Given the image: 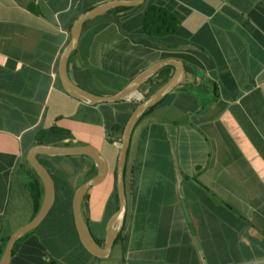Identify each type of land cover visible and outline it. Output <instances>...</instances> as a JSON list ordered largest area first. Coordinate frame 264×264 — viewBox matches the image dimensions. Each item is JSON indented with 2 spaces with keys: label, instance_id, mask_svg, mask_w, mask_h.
Listing matches in <instances>:
<instances>
[{
  "label": "crops",
  "instance_id": "crops-1",
  "mask_svg": "<svg viewBox=\"0 0 264 264\" xmlns=\"http://www.w3.org/2000/svg\"><path fill=\"white\" fill-rule=\"evenodd\" d=\"M107 1L0 0V259L3 237L42 204L23 172L37 132L61 127L70 133L51 145L103 140V149L113 125L129 115L121 102L139 103L88 105L60 83L59 60L74 21ZM152 4L177 16L176 48L142 32ZM105 14L84 24L78 49L84 41L86 57L69 58L75 83L74 67L129 82L168 58L184 61L186 80L134 129L124 239L111 256L94 258L82 246L56 197L50 219L16 243L10 264H53L52 258L60 264H264V0H146L92 35ZM156 80L141 86L145 96ZM114 137L119 151L121 139ZM62 168L74 171L70 162ZM87 213L98 223L105 215Z\"/></svg>",
  "mask_w": 264,
  "mask_h": 264
},
{
  "label": "water",
  "instance_id": "water-1",
  "mask_svg": "<svg viewBox=\"0 0 264 264\" xmlns=\"http://www.w3.org/2000/svg\"><path fill=\"white\" fill-rule=\"evenodd\" d=\"M146 0H110L100 3L93 8L81 13L74 21L71 28V38L65 46L59 60L58 75L62 88L69 96L88 105H99L103 103H117L124 100L136 98L139 104L128 118L122 132L121 141L118 144V157L116 167V183L119 199L118 210L109 218L106 228L104 244L99 245L91 232L86 221L83 204L88 192L95 186L101 184L109 174V163L100 149L92 144H75L70 146H57L51 144H37L29 151L27 161L34 169L43 184V200L36 215L24 225L18 227L6 243L0 264H10L16 243L29 232L37 229L50 214L56 203V184L50 171L41 163L38 155L50 157H80L87 156L94 162L97 173L81 185L73 195L72 212L75 228L82 246L97 259L109 258L115 243L124 229L128 214V199L126 192V166L128 152L131 144L132 134L141 117L150 108L155 107L187 77V70L183 60L168 58L154 63L130 80L121 90L112 95H98L90 92L75 83L69 74L68 64L71 55L78 49L84 24L97 16L107 13L115 8H135L145 4ZM166 66H173L174 73L169 80L150 96H145L140 88L149 82L159 71Z\"/></svg>",
  "mask_w": 264,
  "mask_h": 264
},
{
  "label": "trees",
  "instance_id": "trees-1",
  "mask_svg": "<svg viewBox=\"0 0 264 264\" xmlns=\"http://www.w3.org/2000/svg\"><path fill=\"white\" fill-rule=\"evenodd\" d=\"M138 9H142V5L135 8H131V7L115 8L107 12L103 17H101L103 23H99L98 27L93 28L92 35L100 31L102 28H104V26H106L109 22H114L116 20L118 21L119 19H121L117 15L118 13L123 11L138 10ZM141 25H142V32L150 39H157L162 45H164L167 49L170 50L177 47L176 42L172 41V36H174V34H176V31L178 30L179 20L174 13H172L165 7L155 4L147 6L142 16ZM87 52H88L87 45L83 41L81 42L78 51H75L74 53L85 54L84 57H86ZM172 55L174 54H166L165 56L170 57ZM172 70L173 67L166 66L157 74L155 78L153 77L150 80L153 81V79H157L156 80L157 82L151 88V90L147 94V97L152 95L155 91H157L162 85H164L169 80V78L171 77ZM73 71L75 74L76 81L81 87L93 93H97L99 95H112L115 92L122 89L128 83L127 80H124L119 77H115L113 75H109L97 69H91L85 67L84 69L81 70L74 67ZM95 80L102 81L100 83L101 86H99V83H96ZM169 96L170 94L167 96V98ZM166 100H163L155 107L162 105ZM121 104L127 106L129 115H131V113L135 110V108L139 103L136 100H133L132 102H121ZM155 107L147 110L146 113L142 116V118L148 112L153 110ZM128 117L123 123L113 125V127L111 128V134H113L112 137L111 134H108L107 138L104 139L106 144L105 148L103 149L101 148L103 140L94 143L96 147L100 149L101 153L108 160L109 174L101 184L93 187L90 190L91 193L90 191L88 192L84 200L83 211L86 221L90 226L93 237L95 238V240L99 245L104 244L105 228L109 218L119 208V199H118V193L116 187L117 186L116 167H117L118 149L113 144L115 141V137H114L115 135H117L116 137L117 139H121L122 132ZM68 133H70L69 130L61 127L53 126L49 129L43 128L39 130L36 134V143L57 144V141L66 137ZM78 143L83 144L84 142H78ZM70 145H75V144L68 143L65 146H70ZM129 155L130 154L128 153V157ZM38 158L41 161V163L50 171L51 175L54 178L56 184V192H57V196H56L57 206L62 205L63 211H65L66 214L68 213V216H70V218L71 217L73 218L72 199L74 192L79 185H81L82 183H84L94 175H96L97 168L94 162L92 161L91 158L87 156L50 157L46 155H38ZM64 162L72 163V165L74 166V171L69 172L64 170L62 168V164ZM128 163H129V158L127 160V170L129 165ZM23 172H25L26 175V179H25L26 186H28V188L32 191V194L37 199L40 206L44 192L43 184L40 180V177L37 175L34 169L29 165L28 161L26 163V168H24ZM73 182H75V184ZM91 208H92L93 216L95 217L101 215L102 213H105L104 219L100 223L94 222L88 217L87 209L89 210ZM37 212L38 210L35 212L33 217L36 215ZM52 212L53 211H51V213L47 216L46 220L50 219ZM35 231L36 229L29 232L28 234L23 236L17 243L21 242L28 236L32 235L33 233H35ZM10 233H12V231ZM10 233L7 234L5 237H3L5 244L9 239ZM122 239H124L123 233L119 235L115 244L122 242ZM51 263L60 264L56 258H52Z\"/></svg>",
  "mask_w": 264,
  "mask_h": 264
},
{
  "label": "rangeland",
  "instance_id": "rangeland-1",
  "mask_svg": "<svg viewBox=\"0 0 264 264\" xmlns=\"http://www.w3.org/2000/svg\"><path fill=\"white\" fill-rule=\"evenodd\" d=\"M90 193H91V191H90ZM11 207H12V205H11ZM11 207L9 208V215H14L15 214V209H11ZM56 210V209H55ZM55 212V211H54ZM27 215V214H26ZM66 216H68V215H66Z\"/></svg>",
  "mask_w": 264,
  "mask_h": 264
}]
</instances>
